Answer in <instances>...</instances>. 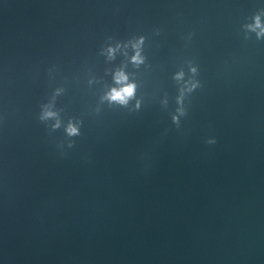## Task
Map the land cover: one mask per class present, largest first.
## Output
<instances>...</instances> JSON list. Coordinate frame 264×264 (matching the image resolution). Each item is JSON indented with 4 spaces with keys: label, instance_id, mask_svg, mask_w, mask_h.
<instances>
[{
    "label": "water",
    "instance_id": "95a60500",
    "mask_svg": "<svg viewBox=\"0 0 264 264\" xmlns=\"http://www.w3.org/2000/svg\"><path fill=\"white\" fill-rule=\"evenodd\" d=\"M257 15L264 0H0V264H264ZM139 35L138 66L102 51ZM120 67L127 104L101 99Z\"/></svg>",
    "mask_w": 264,
    "mask_h": 264
},
{
    "label": "clouds",
    "instance_id": "9594fccd",
    "mask_svg": "<svg viewBox=\"0 0 264 264\" xmlns=\"http://www.w3.org/2000/svg\"><path fill=\"white\" fill-rule=\"evenodd\" d=\"M246 27L251 29L259 28V31L257 33L258 36L261 33H264V26H261L259 15L254 17V23L246 25ZM144 39L145 37L143 35H139L128 41H124V42L117 41L115 45L109 44L107 45L106 48L102 49V51L106 53L107 58H113L118 49L125 51V54H127V48L131 47L133 49V52L129 57V59L134 65L138 66L141 63H143L145 60V57L142 53V45ZM191 70L195 72L196 69L193 67ZM174 75L176 79L179 80L184 77V72L183 70H180L176 72ZM113 79L116 81V84L118 86L111 87L108 91L104 93L101 99H106L110 103L116 102L119 104H127L129 99L133 97L135 94L136 82L129 78V73L124 69V67L115 69L113 73ZM196 84H197L196 81H191V82L185 81L186 87L181 89V95L177 97L178 102H182L184 91L186 90L190 91L192 88L196 86ZM60 91L61 89L59 88L56 89L57 93H59ZM178 111L182 112L183 108H179ZM57 115H58L57 112L51 107V105L46 104L42 107L40 118L46 120L49 117H55ZM59 124H60V120L57 119L53 127H57L59 126ZM66 132L69 135L77 134L79 132L78 124L70 121L66 126Z\"/></svg>",
    "mask_w": 264,
    "mask_h": 264
}]
</instances>
